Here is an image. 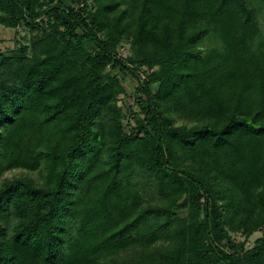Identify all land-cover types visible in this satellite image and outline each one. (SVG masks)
<instances>
[{
	"label": "trees",
	"instance_id": "obj_1",
	"mask_svg": "<svg viewBox=\"0 0 264 264\" xmlns=\"http://www.w3.org/2000/svg\"><path fill=\"white\" fill-rule=\"evenodd\" d=\"M21 24L40 35L0 53V264H264V236L232 239L264 228V0H0Z\"/></svg>",
	"mask_w": 264,
	"mask_h": 264
},
{
	"label": "rangeland",
	"instance_id": "obj_2",
	"mask_svg": "<svg viewBox=\"0 0 264 264\" xmlns=\"http://www.w3.org/2000/svg\"><path fill=\"white\" fill-rule=\"evenodd\" d=\"M55 2V0H45V7L49 6ZM39 32H31L28 27L21 24L16 29H9L0 26V53H8L12 50H15L19 48L20 46H30L33 39L37 36H39ZM263 39H264V31H263ZM216 41L211 37H206L200 44L198 48H201L202 50H208L211 48L217 47ZM122 57L130 56L131 52L129 50L128 45H121L119 49ZM30 54V50L28 52ZM114 72H117V69L114 70ZM124 78L125 76H121ZM126 80V81H125ZM123 85L125 87L126 94L120 95L118 100V105L123 108V114L127 117L129 116L130 110H134L133 101L131 98V92L132 88L129 86L128 80L124 78ZM19 174H22L20 170H15L12 172H7L4 175V178H11L13 176H17ZM34 177H37L38 174L34 173ZM264 236V228L261 231H257L254 234H252L248 239H245L240 234H233L232 239L235 242H245L246 248H250L254 245L255 240L258 238Z\"/></svg>",
	"mask_w": 264,
	"mask_h": 264
}]
</instances>
